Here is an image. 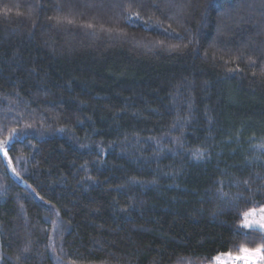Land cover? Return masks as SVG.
Masks as SVG:
<instances>
[{
    "label": "trees",
    "instance_id": "16d2710c",
    "mask_svg": "<svg viewBox=\"0 0 264 264\" xmlns=\"http://www.w3.org/2000/svg\"><path fill=\"white\" fill-rule=\"evenodd\" d=\"M100 3L0 0V264H214L264 245L240 228L264 195L228 210L218 191L264 189V0Z\"/></svg>",
    "mask_w": 264,
    "mask_h": 264
},
{
    "label": "snow or ice",
    "instance_id": "6c2138e0",
    "mask_svg": "<svg viewBox=\"0 0 264 264\" xmlns=\"http://www.w3.org/2000/svg\"><path fill=\"white\" fill-rule=\"evenodd\" d=\"M83 7H89L88 4H84L82 5ZM100 8H104V7H108V8H119L121 15H125V12L127 11V9L131 8V7H140L142 8V0H121V3L119 4H108L105 5V3L103 2V0H101V3L98 5ZM58 13L61 12V8L59 6L56 7L55 9ZM157 11H159L158 7L156 8ZM55 19L59 20V17H55ZM67 20V23L71 24L74 21L72 19H68L65 18ZM126 19V23H135L136 21H139L141 19V11H137L135 13V16H133L131 14V12H127V15L125 16ZM151 22V18H149V21H146V23H150ZM159 23V21H157V24ZM87 27L91 28L93 27L92 24H88ZM171 27V26H170ZM111 31V30H110ZM172 31L174 32L175 29H172ZM177 38H181L179 36H177ZM23 137H20L19 134H14L11 138V142H6L8 145V148L10 149L12 147V144L17 143V142H22L23 141ZM4 155L7 156V151L4 152ZM192 155L196 158V159H201L202 156L199 153V150H196L192 153ZM10 163V162H9ZM13 172H15V169H13ZM244 185L245 187L242 190H238L237 195L236 196H229L228 193H225L221 190L218 189L219 191V199L222 202V204L224 205L225 208H227L228 210H231L233 208H237L238 205L240 203H245L246 199H250L253 196H256L257 193H259L260 195H264V189L262 188H258L256 190V192L251 191V189L249 188V182L248 181H244ZM29 187H31L29 185ZM33 191H35L33 189ZM247 194V197H246ZM41 199H43L41 197ZM45 203H47V201H45ZM57 215H59V213L57 212ZM248 215H250V213H246L245 216L247 217ZM254 222L252 221H247L245 224L243 225L245 228H251ZM255 223L259 224V227L261 229H264V219H262L261 221H257ZM25 252L28 251V248L24 249ZM243 252L248 253L250 255L253 254H259L261 252H264V245H262L261 247H258L254 250V253L252 252V250L244 248L242 249ZM218 259V257H217ZM259 259L261 261H264V255H260Z\"/></svg>",
    "mask_w": 264,
    "mask_h": 264
},
{
    "label": "rangeland",
    "instance_id": "374dc122",
    "mask_svg": "<svg viewBox=\"0 0 264 264\" xmlns=\"http://www.w3.org/2000/svg\"><path fill=\"white\" fill-rule=\"evenodd\" d=\"M249 213L250 215H248L247 217L244 215L243 217V220L240 224L241 230H244V231L254 230V231H259V232L264 233V229H261L259 227V224L255 223L257 221H261L262 219H264V208L260 210H255ZM246 219L247 221L254 222L251 228H245L243 226L246 222ZM252 252L254 253V251ZM260 255L262 254L259 253V254L250 255L245 252H242V254L237 257L221 255L218 257V259H216L214 264H263V261L259 259Z\"/></svg>",
    "mask_w": 264,
    "mask_h": 264
}]
</instances>
